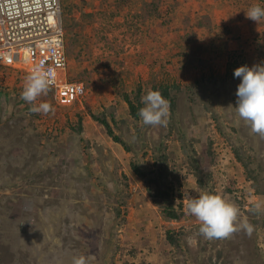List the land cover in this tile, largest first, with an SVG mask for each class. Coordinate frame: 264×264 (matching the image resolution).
Returning a JSON list of instances; mask_svg holds the SVG:
<instances>
[{
  "label": "rangeland",
  "instance_id": "rangeland-1",
  "mask_svg": "<svg viewBox=\"0 0 264 264\" xmlns=\"http://www.w3.org/2000/svg\"><path fill=\"white\" fill-rule=\"evenodd\" d=\"M256 5L264 0H60L64 80L85 91L63 107L49 90L34 103L52 110L34 112L21 99L28 74L0 67V264H264V138L228 107L233 70L264 64V19L245 15ZM162 84L183 90L173 130L168 118L134 121L123 101ZM208 87L223 109L204 101ZM161 160L180 178L167 177L181 196L177 221L162 219L147 187ZM202 193L238 207L230 236L199 233L186 209Z\"/></svg>",
  "mask_w": 264,
  "mask_h": 264
},
{
  "label": "clouds",
  "instance_id": "clouds-1",
  "mask_svg": "<svg viewBox=\"0 0 264 264\" xmlns=\"http://www.w3.org/2000/svg\"><path fill=\"white\" fill-rule=\"evenodd\" d=\"M254 22L264 19V7L252 6L245 14ZM24 73V72H23ZM55 71L35 67L25 77L21 99L33 105L32 111L48 113L52 106L46 102L35 104L38 97L46 95L55 82ZM233 77L239 78L236 86L235 106L231 107L239 120L250 127V130L264 138V64L241 65L233 70ZM144 105L138 110L141 122L146 126L164 125L167 123L168 101L158 90H148L141 98ZM188 215L199 222L198 231L206 239L225 238L237 230L238 207L221 195L202 193L198 198H189ZM251 231V228H248ZM73 264H87L86 258L76 257Z\"/></svg>",
  "mask_w": 264,
  "mask_h": 264
},
{
  "label": "built area",
  "instance_id": "built-area-1",
  "mask_svg": "<svg viewBox=\"0 0 264 264\" xmlns=\"http://www.w3.org/2000/svg\"><path fill=\"white\" fill-rule=\"evenodd\" d=\"M60 13L59 0H0V67L26 74L35 67L54 70L53 98L70 107L85 88L64 80L67 56Z\"/></svg>",
  "mask_w": 264,
  "mask_h": 264
},
{
  "label": "trees",
  "instance_id": "trees-1",
  "mask_svg": "<svg viewBox=\"0 0 264 264\" xmlns=\"http://www.w3.org/2000/svg\"><path fill=\"white\" fill-rule=\"evenodd\" d=\"M214 87V86H213ZM213 87H208L207 89V94L204 98V101L208 102L210 104V102L213 101V105H217L218 109H223V107H221V100H214L215 97L217 95L210 93V90H213ZM171 89L173 90V92L171 91ZM141 86H139L138 90L136 92H134L131 95L128 94H124L123 95V101L126 103L127 108L129 110V116L130 118L132 117V119L140 120V117L138 116V110L143 107L144 105L141 102V98H142V93H141ZM153 90H158L160 92V94L162 95V97H164L167 101H168V120L170 121V129L173 130V124L171 121V118L174 115V112L177 108V98L179 97V95H181V93L183 92V90L181 89V87L179 85H175L172 86L171 88L165 84L160 85V87H156V89ZM210 97V100H209ZM195 97H190V100L192 103H195L196 100ZM211 105V104H210ZM206 109H208V107H205ZM193 109H195V106H193ZM222 117H225L223 115V113L221 114ZM103 122V121H102ZM146 126V125H145ZM177 129V128H176ZM183 128L180 127L179 131L183 132ZM111 134L114 138V140L117 143H120L123 147V141L121 139H123V137L120 139L118 136L119 134H115L113 133L112 129H111ZM183 138V137H182ZM181 138V139H182ZM240 159V158H239ZM132 170L136 173V175L138 176H145L147 175L146 173H143L140 170L139 165L138 166H133ZM151 174H155L154 177H152L148 183H147V187L149 190V194L150 197L152 199V202L157 206L158 211L160 212V215L162 217V219L164 221H177L178 219H180L182 216V205L181 203H179L180 201H178L177 205L176 199L181 198L180 196V192H179V188L178 189H174V187L171 185V183L167 180L168 176H172L175 179V182L178 184V186L180 185V178H178L177 172L174 171H170L169 173L167 172V167L164 165V162L161 160L157 166V170L152 172ZM196 177H197V187L201 188L204 184L203 180L201 178H199V174L196 173ZM154 190V191H153ZM177 194V195H175ZM176 198V199H175ZM171 238V237H170ZM170 242H172V240L170 239Z\"/></svg>",
  "mask_w": 264,
  "mask_h": 264
},
{
  "label": "bare ground",
  "instance_id": "bare-ground-1",
  "mask_svg": "<svg viewBox=\"0 0 264 264\" xmlns=\"http://www.w3.org/2000/svg\"><path fill=\"white\" fill-rule=\"evenodd\" d=\"M59 6H60V0H59ZM61 13H60V19H61ZM64 48H65V43H64ZM7 196V195H6ZM26 204V203H25Z\"/></svg>",
  "mask_w": 264,
  "mask_h": 264
}]
</instances>
